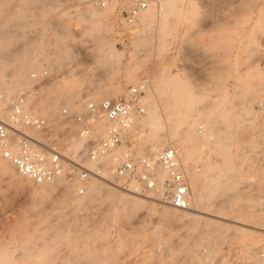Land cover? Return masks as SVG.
I'll list each match as a JSON object with an SVG mask.
<instances>
[{
  "label": "rangeland",
  "instance_id": "1",
  "mask_svg": "<svg viewBox=\"0 0 264 264\" xmlns=\"http://www.w3.org/2000/svg\"><path fill=\"white\" fill-rule=\"evenodd\" d=\"M24 1H9L1 11L0 28L9 22L7 39L12 43L6 52L26 50L30 66L23 80L0 87V92L11 96L36 85L32 111L58 125L62 109L84 113L86 104L117 99L128 86L146 80L148 96L141 102L145 113L125 144L132 158L149 156L147 147L170 132L179 140L176 148L185 143V165L200 175L203 194L193 206V216L164 218L156 205L155 186L145 188L136 178L117 183L108 169L110 159L104 180H94L102 187L98 195L89 190L80 195L78 185L65 180L60 186L72 193L60 186L45 195L28 193L35 186L14 169L16 179L0 176V264H264V193L258 186L264 167V0H160L161 12L132 26L117 10L131 5L125 0L105 2L101 9L107 11L100 19L87 15L96 0ZM110 43L117 54L103 52ZM43 70L46 78H30ZM53 84L56 91L67 87L66 94L57 95ZM71 99L78 100L80 108L69 105ZM150 102L161 107L157 133L143 126ZM186 110L192 114V129L203 124L202 135L188 137L187 125L181 128ZM164 117L178 122L170 121L169 127ZM78 128L70 121L64 138ZM156 142L159 151L168 148L165 140ZM223 150L224 166L227 154L239 158L242 151L240 162L232 159L240 169L239 181L235 177L238 190L214 187L220 177L209 178L208 168L218 164L215 159L221 154L216 155ZM132 181L141 195L135 208L123 203ZM240 191L243 194L234 199ZM245 234L246 239H240Z\"/></svg>",
  "mask_w": 264,
  "mask_h": 264
},
{
  "label": "built area",
  "instance_id": "2",
  "mask_svg": "<svg viewBox=\"0 0 264 264\" xmlns=\"http://www.w3.org/2000/svg\"><path fill=\"white\" fill-rule=\"evenodd\" d=\"M107 1L110 0H97L98 6L104 7ZM150 2L132 0L126 8L118 6L119 16L126 25L132 26ZM92 5L96 6L94 3ZM40 76L46 78L47 72L43 70L32 73L30 78L36 80ZM147 83L146 80H140L128 86L126 94L117 99L90 102L86 104L84 113H71L64 108L60 112L58 125L32 111L30 103L36 85L29 90H16L10 97L0 93L1 157L14 167L20 177L33 185L49 184L57 178H63L70 184H77L80 195L86 191L82 183L91 177L102 178L106 167L101 160L105 156H109L111 165L108 169L117 183L122 181L124 184L125 180L136 178L146 186L147 183L153 184V173L164 170L169 205L186 209V177L174 149L167 148L155 155L140 158H132L130 153L120 152L123 147L127 148L124 138L126 129L145 113L140 97ZM102 119L106 121L104 136L94 139L91 133ZM70 121L78 124L79 128L65 139ZM75 142H80L82 149L73 160L67 157L65 151Z\"/></svg>",
  "mask_w": 264,
  "mask_h": 264
},
{
  "label": "bare ground",
  "instance_id": "3",
  "mask_svg": "<svg viewBox=\"0 0 264 264\" xmlns=\"http://www.w3.org/2000/svg\"><path fill=\"white\" fill-rule=\"evenodd\" d=\"M9 1L10 0H0V15H1V11H2V9L9 3ZM23 1V3H25V1L24 0H22ZM34 1L35 0H28V4L29 5H32L33 3H34ZM127 1V3L128 4H131L132 3V0H125V2ZM120 2V1H119ZM92 3H94V4H96V6L98 5V3H97V0L96 1H93ZM109 4H111V3H109ZM7 8V7H6ZM87 8V7H86ZM89 10V9H88ZM163 10V7H162V5H161V1L160 0H151V2H150V4H149V6H148V8L146 9V10H144V11H142L140 14H139V16H138V19H137V22H138V20H139V22L140 23H143V22H145V20H147V19H149V18H151V16L154 14L153 12L154 11H156L157 13H159V12H161ZM86 11V10H85ZM107 10H103V9H101V7H94V8H92V9H90L89 10V13L87 14L88 16H93V17H96L97 19H100V16L99 15H104L103 13L104 12H106ZM85 13V12H84ZM13 15H15L16 17L17 16H19V18H21L22 17V13H19V14H13ZM14 16V18H16ZM14 18L12 19V21L14 20ZM1 19V18H0ZM8 21H10L11 22V20H8ZM137 22L135 23V24H137ZM9 22H7V21H4V23L1 25V28H0V87H5V88H8V87H10L11 86V84L13 85V83H16V82H18V81H20V80H23L24 79V77H23V74H24V72H25V70L30 66V65H28L29 63H27V61H25V59H26V56L24 55L25 54V51H23L22 53H11V54H8V52H6V50L9 48V46L11 45V43H12V40H8L7 39V37L9 36V24H8ZM12 24V23H11ZM59 46V45H58ZM61 48V47H60ZM60 50V49H59ZM56 52V51H55ZM103 52H105V54H113V55H115V54H117L116 52H117V50L115 49V47H114V44L113 43H110L109 45H108V47L106 48V49H103ZM130 74V73H129ZM27 81V80H26ZM59 82V81H58ZM58 82H56V83H58ZM59 84V83H58ZM61 84V83H60ZM63 84V83H62ZM53 86H54V84H53ZM58 86V85H57ZM61 86V85H60ZM63 87L64 88H67V87H65L64 85H63ZM58 88L57 89V91L55 90V86H54V91H55V93L57 94V95H59V96H62V95H65L66 93V91L67 90H65L64 88ZM69 88V87H68ZM70 89V88H69ZM148 89H149V84L147 83V87H146V89H145V95L143 96H141L140 97V100H141V102L143 103V101L144 100H142V99H144V97L145 96H148ZM52 91V90H51ZM69 91V90H68ZM0 93H4V92H0ZM68 93V92H67ZM5 95H6V97H10L9 95H7V93H4ZM51 96H53V95H51ZM55 97V96H54ZM69 97V96H68ZM67 97V98H68ZM146 98V97H145ZM153 102V101H152ZM147 103H148V100H147ZM39 105V104H38ZM69 105H74L75 107L77 106V107H79V105H78V100H72L71 99V101H70V103H69ZM148 106H147V120L145 121V123H143V126L144 127H147V128H149L150 129V131L152 132V131H156L155 129H157L158 127H159V115H158V113H157V110H159V109H157V107L155 106L156 104H152L151 102H150V104H147ZM189 105H192V104H189ZM206 105V104H205ZM2 106V102L0 101V107ZM46 106V105H45ZM73 106V107H74ZM145 106H146V104H145ZM171 106V105H170ZM54 107H55V105H54ZM50 108V111H52V109H55V108ZM159 107V106H158ZM175 107V106H174ZM188 107V109H191L189 106H187ZM192 107H193V105H192ZM43 108H45V107H43ZM80 108V107H79ZM169 108V111H170V113L172 112V110L173 109H171L170 107H168ZM173 108V107H172ZM193 109V108H192ZM191 109V110H192ZM77 110V109H76ZM168 110V109H167ZM187 112L186 113H183L182 114V120H181V128L183 127V123L184 124H186L187 125V127H186V129H187V131H188V133H186V134H188V137L189 136H195V134H196V132H198V133H201V135H202V133L204 132V126H203V124H201V125H199L198 126V128H196V130L195 129H192V121L191 120H189L188 118L189 117H191V111L190 110H186ZM188 111H189V113H188ZM77 112H78V110H77ZM160 112V111H159ZM167 112V111H166ZM173 114V113H172ZM171 114V115H172ZM169 116V115H168ZM141 118V117H140ZM161 118H162V116H161ZM165 118V120L166 121H164V120H162V124H163V121L164 122H166L167 123V125L170 127L171 126V122H173L174 123V121L176 120H174V121H171V120H169V121H167V118L166 117H164ZM142 119V118H141ZM144 119V118H143ZM168 119H171V118H168ZM145 120V119H144ZM161 120V119H160ZM173 120V119H172ZM171 121V122H170ZM177 121V120H176ZM105 119H102L101 120V123L96 127V129H95V131H93L92 133H91V137L92 138H94V139H99L100 137H101V134H103V132H104V130H105ZM142 122H144L143 120H142ZM178 122V121H177ZM136 123H137V121H135L131 126H129L127 129H126V131H125V139H128L131 135H134V128H135V126H136ZM139 124V123H138ZM137 124V125H138ZM141 124V123H140ZM139 126V125H138ZM137 126V127H138ZM161 127H162V125H160ZM142 127V126H141ZM160 127V128H161ZM140 128V127H139ZM138 128V129H139ZM140 129H142V128H140ZM148 129V130H149ZM183 129V128H182ZM211 129V128H210ZM142 130H146V129H142ZM158 131H159V129H157ZM208 130V129H207ZM213 130H215V129H213ZM210 131V130H209ZM208 131V132H209ZM211 131H212V129H211ZM210 131V132H211ZM148 132V131H147ZM207 132V131H206ZM209 132V133H210ZM144 133H145V131H144ZM143 133V134H144ZM149 133V132H148ZM147 133V134H148ZM155 133H157V131L155 132ZM209 133H207V134H209ZM151 134V133H150ZM224 134H226L225 132L223 133V135ZM152 135V134H151ZM213 135H214V131H213ZM227 135V134H226ZM226 135H225V137H226ZM136 136L138 137V135H137V133H136ZM140 136V135H139ZM144 136H145V134H144ZM154 135H152L151 137H153ZM212 136V135H211ZM219 136H220V133H219ZM136 137V138H137ZM175 137H176V135H175ZM200 138H201V140H199V143H200V141H202V138L203 137H201V136H199ZM198 137V138H199ZM215 137V136H214ZM224 137V136H223ZM141 138V137H140ZM162 138V137H161ZM158 138L157 140H159V141H161L162 139H163V141L165 140V142L166 143H164V144H166V146L168 145V148H171V149H174L175 151H176V155H177V159H178V163H179V165H180V168L183 170V172L185 173V177H186V183H187V189H188V196H187V198H188V205H187V208L186 209H180V211L179 210H176L177 208H175V210L176 211H172L173 210V207H171V208H168L167 206L169 205V202H168V199H167V189H166V187H165V180H166V172L164 171V170H158V171H156L155 173H153V184H146V186L144 185V187L145 188H152L153 186H155V188L157 189V190H155V192H156V194H157V196H156V201L158 202L156 205L158 206V208H159V212L162 214V216H164V218H169V217H171V216H173V217H176L177 219L178 218H180V220H181V217H183L184 215H189V216H193L195 213H194V208H193V206H195V205H197L198 203H199V200H200V194H203V193H201V191H200V187H199V184H200V182H198L199 181V174H196V173H194V172H192L191 170H189L187 167H186V165H185V161H187V158H188V155H187V153H188V151H187V148H186V145H185V143L183 144V146H181L182 148H180V149H178V148H176V145L174 144L175 142H178V141H176V139L174 138V136H173V134H170V132H167V134H166V137H165V139L164 138ZM197 138V139H198ZM204 138H206V136L204 137ZM217 138L220 140V138L217 136ZM142 139V138H141ZM161 139V140H160ZM218 139H215V140H217L216 142H215V140H214V142L215 143H217L218 142ZM221 139H223V138H221ZM156 140V141H157ZM183 140V142H184V139H182ZM208 140V139H207ZM210 140H212V139H210ZM225 140V139H224ZM223 140V145H225L224 144V141ZM140 141V140H139ZM138 141V142H139ZM155 141V144L153 143V145H151V146H149V147H147V152L149 153V155L151 154V155H155L156 153H158V151H159V149L161 148H159L158 149V147H157V144L156 143H160V142H156ZM205 141H206V139H205ZM221 141V140H220ZM137 142V141H136ZM197 141H195V143H196ZM203 142V141H202ZM207 142V141H206ZM198 143V142H197ZM198 143V145L200 146V144ZM205 143V142H204ZM214 143V144H215ZM163 144V145H164ZM219 144V143H218ZM218 144H216V145H218ZM163 145H161V146H163ZM195 145V144H194ZM205 145V144H204ZM203 145V146H204ZM221 145H222V143H221ZM220 145V146H221ZM199 146H197V147H199ZM211 146V145H210ZM226 146V145H225ZM229 145L227 144V147H228ZM178 147V146H177ZM212 147H213V145H212ZM216 147V146H215ZM139 149H140V147H138ZM223 148V147H222ZM229 148H231L230 146H229ZM82 149V144L80 143V142H75V144L73 145V146H71V147H68V148H66V151H65V153L66 154H70L71 153V156L73 155H75V154H77L80 150ZM142 149V148H141ZM219 148L217 147V152L218 151H220V149L218 150ZM144 150V149H143ZM161 150V149H160ZM215 150V149H214ZM229 150V149H228ZM227 150V151H228ZM199 151V150H198ZM222 151V150H221ZM120 152H122L123 154H125V153H130L131 155H132V153H133V151L132 150H130V149H128V148H122L121 149V151ZM160 152V151H159ZM216 152V153H217ZM226 153V151H224L223 150V152H220L219 153V155H216V156H220V154L221 153ZM242 152V151H241ZM240 151H239V153H241ZM236 153V152H235ZM239 153H237L238 155H240L241 157H242V155L241 154H239ZM233 154V153H232ZM236 154V155H237ZM148 155V154H147ZM225 155V154H224ZM223 154H221V156L220 157H216V159H215V161L218 163V164H216V165H214V166H212V167H209L208 169H209V178H211L212 177V180H213V178H215V177H223V179H218V181L216 182L215 181V184H214V187H225L226 186V188L225 189H227V190H230V191H235V190H238V188L239 187H237V182H235V181H237L238 180V175L240 174L239 172H237V170H240V169H237L236 168V166H237V163L236 164H233V158H232V155L230 154V156H229V154H227V158H225L226 160L225 161H227V166H224L225 165V163L223 164L222 163V157L224 156ZM234 156V155H233ZM140 157V156H139ZM226 157V156H225ZM241 157H239V158H237V156L235 157V158H237L238 160L237 161H239V159L241 158ZM234 158V159H235ZM107 160H109V156H105V157H103V159L101 160L103 163H106V161ZM236 160V159H235ZM242 159H240V161H241ZM244 160V159H243ZM236 161V162H237ZM239 161V162H240ZM234 163H235V161H234ZM242 164H243V162H241ZM89 165V164H88ZM261 166V165H260ZM240 167V166H239ZM238 167V168H239ZM259 167V166H258ZM241 172V171H240ZM17 173V172H16ZM16 173H15V171H14V167L13 166H11V164L8 162V161H6V160H4L2 157H1V154H0V176L1 175H7L10 179L11 178H14V179H16L15 178V176H16ZM243 173V172H242ZM260 181H259V183H258V186H259V190L262 192V193H264V167H262V169H261V171H260ZM104 175H106L107 174V172H106V169H105V171H104V173H103ZM161 174V175H160ZM163 174V175H162ZM244 174V173H243ZM242 174V175H243ZM236 175H237V177H236ZM250 175V174H249ZM19 176V175H18ZM235 177L237 178V180H235ZM240 178V177H239ZM9 180V179H8ZM63 180H65V179H63V178H57L54 182H52V183H49V184H42V185H34L35 187L34 188H32V189H28V190H26V192H28V193H37V194H49V193H52L57 187H59L61 184H65V181H63ZM94 180H97V178H94V177H91V178H89L88 180H86L85 182H91V185H86L87 183H83L84 184V188H85V190H89V191H92L93 192V194H95V195H98L100 192H101V189H102V187L101 186H99V185H96V183H95V181ZM102 180H104L103 178H102ZM209 179H207L206 181H208ZM212 180H210V182L212 181ZM245 180V179H244ZM249 180V179H248ZM140 181V180H139ZM214 181V180H213ZM212 181V182H213ZM239 181V180H238ZM250 181V180H249ZM28 182H30V181H28ZM141 182V181H140ZM243 182H245V181H243ZM247 182V181H246ZM253 182V181H252ZM132 185H130V189H132V191H128V192H130L131 194H128V196L126 197V198H124V201H123V203H125L126 205H129V206H131V207H133V208H135V207H137V206H139L140 205V202L139 201H137V197H141V195H139V187L138 186H136L135 184V181H132ZM141 183H143V182H141ZM208 183V182H207ZM131 184V183H130ZM144 184V183H143ZM204 184V183H203ZM212 184V185H213ZM256 184V183H255ZM205 185H207V184H205ZM74 186V185H73ZM201 186V185H200ZM209 186V185H208ZM61 187V186H60ZM63 188V190L65 191V193H72L73 192V190L72 189H67L65 186L64 187H61V189ZM69 188V187H68ZM209 188V187H208ZM205 189H206V187H205ZM211 189V188H210ZM209 189V190H210ZM214 189H216V188H214ZM219 189V188H218ZM217 189V190H218ZM204 190V189H203ZM212 190V189H211ZM246 190V189H245ZM77 191V190H76ZM225 191V190H224ZM242 191H244V190H242ZM242 191H240V192H237L235 195H234V199H235V197H239L241 194H243V192ZM211 192V191H210ZM209 192V193H210ZM218 192V191H217ZM222 192V191H221ZM228 193V192H227ZM231 193V192H230ZM212 194H214V193H212ZM219 194H221V193H219ZM232 194V193H231ZM31 195V194H30ZM231 196V195H230ZM233 196V195H232ZM231 196V197H232ZM243 197V196H242ZM97 199V198H96ZM231 200H232V198H231ZM224 201V200H223ZM226 201V200H225ZM235 201V200H234ZM121 202V201H120ZM227 202V201H226ZM239 202V201H238ZM223 203V202H222ZM168 204V205H167ZM222 205V204H221ZM120 206H122V203L120 204ZM127 207V206H126ZM219 207V206H218ZM226 207V206H225ZM219 209H221L222 210V207H220ZM218 209V210H219ZM225 209V208H224ZM224 209H223V211H224ZM220 211V210H219ZM208 212H209V210H208ZM215 212H218V211H215ZM203 214H204V212H202ZM208 214V213H207ZM214 217H216V216H214ZM220 217V216H219ZM219 219V218H218ZM251 219H253L255 222L257 221V222H259L258 220V218L257 217H251ZM261 219V218H260ZM228 221V220H227ZM261 221V220H260ZM231 223H234V224H240V223H237V222H234V221H232ZM252 223H254V222H252ZM243 225V224H242ZM245 226H249L250 228H252V226H250V225H245ZM245 228V227H244ZM253 228H255L256 229V227H253ZM248 235V234H247ZM246 234H245V236L243 235V236H241L240 237V239H246ZM250 237V236H249ZM263 237V236H262ZM250 239H251V237H250ZM263 239V238H262ZM260 241H261V239H260ZM99 258V257H98ZM85 262V261H84ZM89 263V262H88Z\"/></svg>",
  "mask_w": 264,
  "mask_h": 264
}]
</instances>
